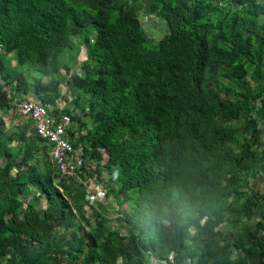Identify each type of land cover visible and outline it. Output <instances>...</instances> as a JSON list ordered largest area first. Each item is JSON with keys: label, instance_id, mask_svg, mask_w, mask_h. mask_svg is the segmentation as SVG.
Masks as SVG:
<instances>
[{"label": "trees", "instance_id": "obj_1", "mask_svg": "<svg viewBox=\"0 0 264 264\" xmlns=\"http://www.w3.org/2000/svg\"><path fill=\"white\" fill-rule=\"evenodd\" d=\"M30 92L104 194L0 118V264H264V0H0V108Z\"/></svg>", "mask_w": 264, "mask_h": 264}, {"label": "built area", "instance_id": "obj_2", "mask_svg": "<svg viewBox=\"0 0 264 264\" xmlns=\"http://www.w3.org/2000/svg\"><path fill=\"white\" fill-rule=\"evenodd\" d=\"M68 99L71 100V95ZM63 100L61 99L60 106L66 107V97ZM13 105L25 118L33 122V128L38 135L50 143L51 157L55 160L62 176L77 177L89 191L103 194L101 185L97 181L81 177L82 152L70 140L68 129L73 126L70 117L57 118L50 112V106L45 105L37 97L13 102Z\"/></svg>", "mask_w": 264, "mask_h": 264}, {"label": "rangeland", "instance_id": "obj_3", "mask_svg": "<svg viewBox=\"0 0 264 264\" xmlns=\"http://www.w3.org/2000/svg\"><path fill=\"white\" fill-rule=\"evenodd\" d=\"M143 27L145 28V31L148 33V36L155 37V38H158V39L163 35V33L165 34L167 32V30H168V27H167V24H166L165 20H163L162 18L160 19L159 17H158V20H157L156 19V14H153L150 17H147V15L146 16L144 15ZM94 35H95V33H92V38L94 37ZM6 58H11L13 64H16L17 68L19 69L20 65L17 64V62L15 60V55L13 53L8 55ZM83 58H85L84 46L82 47V51H81L79 59L82 60ZM78 71H80V69ZM33 75L39 76V74L36 73V72H33ZM63 90L67 92L66 87L65 88L63 87ZM69 94H71V92ZM1 162H4V160L1 161ZM113 178L116 179L117 177H113ZM87 179H92L94 181H97L96 179H93V178H87ZM251 184L254 187H256V188H259V187L264 188V172L260 173L258 177L251 179ZM101 188L104 191L102 186H101ZM89 193H91L93 195L92 197L96 198V200H102V197H103V194H104V192H103V194H100V193L93 192V191H91ZM32 197L33 196L30 195L29 197H27V200L30 201L32 199ZM110 201H111V199H109L107 202H110ZM41 206L46 207V199L45 198L41 199ZM107 214H108V216H110L112 218V220H113L112 224L115 227H119L118 221L116 220L117 215H116V213H115V211H114V209L112 207L108 208V213ZM171 257H173V253L171 254Z\"/></svg>", "mask_w": 264, "mask_h": 264}, {"label": "crops", "instance_id": "obj_4", "mask_svg": "<svg viewBox=\"0 0 264 264\" xmlns=\"http://www.w3.org/2000/svg\"><path fill=\"white\" fill-rule=\"evenodd\" d=\"M79 68L80 67H78L77 69L79 70ZM63 87L64 88L66 87L67 92L63 90ZM62 92L64 93V97H63V99H64L65 95L69 94L68 87L66 85L62 86ZM32 97H36V95L33 92H30L29 94H27L25 96L15 98V100L13 102H18V101L24 100V99H31ZM70 102H71V100L67 101L66 106H68ZM0 118H3L5 120L6 126L8 128H12L18 124L26 123V124H29L32 127V129H34L33 128V122L30 119L25 118L15 107H13L7 111L5 109L0 108ZM78 150H80V149H78ZM91 196H93V195H91Z\"/></svg>", "mask_w": 264, "mask_h": 264}, {"label": "water", "instance_id": "obj_5", "mask_svg": "<svg viewBox=\"0 0 264 264\" xmlns=\"http://www.w3.org/2000/svg\"><path fill=\"white\" fill-rule=\"evenodd\" d=\"M144 15L146 16V13H144Z\"/></svg>", "mask_w": 264, "mask_h": 264}]
</instances>
